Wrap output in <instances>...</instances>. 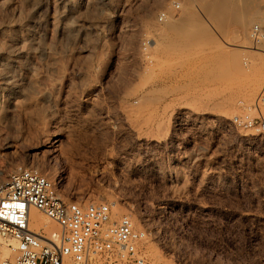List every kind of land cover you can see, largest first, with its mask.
<instances>
[{"label":"rangeland","instance_id":"obj_1","mask_svg":"<svg viewBox=\"0 0 264 264\" xmlns=\"http://www.w3.org/2000/svg\"><path fill=\"white\" fill-rule=\"evenodd\" d=\"M60 1L16 4L27 14L0 0V41L12 18L33 14L43 18L36 29L46 48L27 74L31 102L17 94L18 109H9L0 94V183L31 167L65 201L114 205L116 218L127 215L150 233L148 264H264V131L248 125L264 122V0L243 8L222 0L219 21L203 5L212 0H197L204 9L192 0H76L74 13ZM146 35L154 40L148 46ZM55 226L44 232L59 233Z\"/></svg>","mask_w":264,"mask_h":264},{"label":"built area","instance_id":"obj_2","mask_svg":"<svg viewBox=\"0 0 264 264\" xmlns=\"http://www.w3.org/2000/svg\"><path fill=\"white\" fill-rule=\"evenodd\" d=\"M253 36L259 41L257 27ZM248 125L264 131V122ZM32 208L54 221L59 233L35 227ZM113 210L107 202L65 201L45 175L17 167L0 183V264H148L150 233Z\"/></svg>","mask_w":264,"mask_h":264},{"label":"bare ground","instance_id":"obj_3","mask_svg":"<svg viewBox=\"0 0 264 264\" xmlns=\"http://www.w3.org/2000/svg\"><path fill=\"white\" fill-rule=\"evenodd\" d=\"M2 1H5L6 3L8 2V3H14L13 5V7H14V9L17 11V10H19V7L20 6H18V7H15L16 6V4H18V5H21V7L24 5V4H19V3H22V2H27L28 0H2ZM19 1V2H18ZM34 1V0H33ZM36 1V0H35ZM38 1V0H37ZM49 1V0H48ZM59 1V0H58ZM101 1V0H100ZM105 1V0H104ZM104 1H101V2H104ZM235 1V0H234ZM233 1V2H234ZM5 2H4V4H5ZM30 2V1H29ZM28 2V3H29ZM55 2H57V1H55ZM60 2H63L64 3V5L67 7V9L66 10H68V12L69 13H74V12H76V8H77V6H76V0H61ZM59 2V3H60ZM96 2H98V1H96ZM191 2V1H190ZM190 2H188V3H190ZM195 1H193L192 0V2L190 3L191 4V6H196L197 8H200V7H202V9H204V7H203V5L205 6V8L207 9V13H209V15H210V17H213V18H215L216 20H220L222 17H223V19H224V15L223 16H221V13L223 14V11L221 10L223 7H224V9L228 6V5H226L225 4V2L224 1H222V0H212V1H208V4H209V2H210V4L208 5V6H206L205 4H203L202 6H201V3L200 2H203V1H200V2H198L197 0H196V2L194 3ZM229 2V1H228ZM238 2V4L240 5V4H242V5H245L244 3L246 2V0H236V3ZM27 3V4H28ZM32 3V2H31ZM31 3H29V4H31ZM38 3V2H37ZM105 3V2H104ZM232 3V2H231ZM45 4V3H44ZM47 4V3H46ZM55 4V3H54ZM96 4V3H95ZM206 4H207V2H206ZM35 5H37V8H38V5L39 4H34V7H35ZM60 5V4H59ZM58 5V6H59ZM62 5V4H61ZM98 5H100V4H98ZM186 5V4H185ZM8 6V5H7ZM25 6H27L26 4H25ZM25 6H23L24 7V9H25ZM29 6H33V3H32V5H29ZM42 6V5H41ZM53 6V5H52ZM83 6V5H82ZM189 6V5H188ZM191 6H189V7H191ZM33 7V9H36V8H34ZM45 7H47V6H45ZM49 7V6H48ZM62 7V9H63V7L64 6H61ZM90 7H92V6H90ZM94 7V6H93ZM96 7V6H95ZM98 7V6H97ZM101 7V6H100ZM185 8H186V6H184ZM234 7H235V4H234ZM240 7H242L241 5H240ZM11 8H12V6H11ZM10 8V12L12 11V14L14 13L13 12V10ZM40 8V7H39ZM38 8V9H39ZM44 8V7H43ZM58 8V7H57ZM80 8V7H79ZM78 8V9H79ZM243 8V7H242ZM246 8L248 9V6L246 5ZM245 8V9H246ZM251 8V7H250ZM21 9V8H20ZM27 9H28V6H27ZM27 9L26 10H24V11H26V12H23L22 10H19V11H22V13H27L28 11H27ZM32 8H30V10H32V12L34 11ZM52 9H54V7L52 8ZM56 9V8H55ZM54 9V10H55ZM59 9V8H58ZM98 9V8H97ZM193 9H196L195 7L193 8ZM9 10V9H8ZM42 10V9H41ZM41 10H40V12L39 11H37L38 13H41ZM60 10V9H59ZM65 10V9H64ZM82 10V9H81ZM86 10V9H85ZM100 10V9H99ZM102 10V9H101ZM185 10V9H184ZM198 10V9H197ZM196 10V11H197ZM200 10V9H199ZM198 10V11H199ZM235 10V9H234ZM237 10V9H236ZM240 11H241V9H239ZM249 10V9H248ZM247 10V11H248ZM6 11V10H5ZM18 11V12H19ZM49 11H50V9H49ZM56 11H58L57 9H56ZM80 11V10H79ZM197 11V12H198ZM222 11V12H221ZM247 11H245V13H247ZM43 12V11H42ZM62 12H63V10H62ZM61 12V13H62ZM187 11H184L183 12V15H184V13H186ZM5 13V12H4ZM16 13V12H15ZM21 13V12H20ZM19 13V16L22 14H20ZM29 13V12H28ZM27 13V14H28ZM33 13H35V12H33ZM49 13V12H48ZM47 13V14H48ZM52 13H53V10H52ZM52 13L50 14L51 15V17H52ZM57 12H55L54 14H56ZM194 13V12H193ZM203 13V12H202ZM232 13H233V11H232ZM242 13H243V11H242ZM242 13H240V14H242ZM245 13H243V16H244V14ZM255 13H257V12H255ZM254 13V14H255ZM78 14V13H77ZM197 14L198 13H196L195 15L197 16ZM225 14V13H224ZM227 14V13H226ZM253 14V13H252ZM1 15V14H0ZM17 15H18V13H17ZM32 16H33V14H31ZM37 15V14H36ZM39 15V14H38ZM59 15V14H58ZM180 15V14H179ZM186 15V14H185ZM195 15H192V16H195ZM9 16V15H8ZM22 16V15H21ZM32 16L30 17V14H29V17H27V19H24V20H21V21H15L14 20V18H12L13 20H14V22H12L11 21V23H9L8 24V26H6V33H8L7 34V38L6 39H4L3 41H0V67L2 68V71L0 72V94L1 93H5V95H6V97H7V103H6V108H9V109H12V108H15V107H17V109H18V103L17 102H19V101H16V99L18 98L16 95L17 94H19L20 95V97H19V99L21 98V97H23L22 99H24V101L27 103V102H31V99H30V95H28L29 93L27 92V90L28 89H34L35 88V81L31 78V76H29L28 77V75L27 74H29V73H32V71L34 70V61H35V59L36 58H38V56H42V55H44L45 53H46V48L44 47V44H43V41H42V37H40V29L41 28H39V31H38V29H36V27H41V24H42V19L40 20H32L33 18H32ZM35 16V15H34ZM33 16V17H34ZM49 16V15H48ZM187 16H189V15H187ZM191 16V14H190V18L192 17ZM13 17H14V15H13ZM15 17H16V14H15ZM23 17V16H22ZM21 17V18H22ZM38 17V16H37ZM40 17V16H39ZM54 17V16H53ZM71 17L72 16H70V18H68V21L65 19V21L63 22V23H61L62 25L60 26V31L59 32H64L65 30H67L68 28H70V26H71V22H69V19H71ZM204 17V16H203ZM202 17V18H203ZM207 17V16H206ZM226 17V16H225ZM235 17V16H234ZM245 17V16H244ZM253 17V16H252ZM258 17V16H257ZM18 18V17H17ZM17 18H15V19H17ZM63 18H64V16H63ZM197 18H199V16H197ZM202 18H201V21H204V20H202ZM5 19V18H4ZM36 19V18H35ZM62 19V18H61ZM149 19H151V18H149ZM170 20H172L171 18H169ZM177 19V18H176ZM175 19V20H176ZM187 19V18H186ZM185 19V21H187ZM207 19V18H206ZM209 19V18H208ZM210 19H212V18H210ZM228 18L226 17V20H227ZM235 19V18H234ZM260 19V18H259ZM10 20V18L7 20V21H9ZM20 20V19H19ZM47 20H48V18H47ZM191 20H192V18H191ZM214 19H212V20H210V21H213ZM216 20H214V22L216 21ZM236 20V19H235ZM44 21V20H43ZM54 21H55V19H54ZM67 21V22H66ZM223 21L224 20H222L220 23H222V25H223ZM237 21H239V23H236V24H239V26H241V28H243L244 27V18L242 17V15L241 16H239V17H237ZM6 22V21H5ZM45 22V21H44ZM165 22H167V20L165 21ZM172 22V21H171ZM193 21H191L190 23H192ZM46 23V22H45ZM48 23V22H47ZM147 23V22H146ZM155 23V22H154ZM168 23V22H167ZM177 23V22H176ZM185 24H186V22H184ZM187 23H189V21L187 22ZM195 23V22H194ZM202 23V22H201ZM218 23V22H217ZM224 23H225V21H224ZM228 23H229V21H228ZM49 24V23H48ZM56 24V23H55ZM185 24H184V26H185ZM193 24V23H192ZM203 24V23H202ZM201 24V26H200V24L199 23H195V26H197V29H196V31H198V32H201V34H203V33H205V30L206 29H208V30H210L209 29V26H204L203 27V25ZM226 24L227 23H225V26H226ZM52 25V24H51ZM84 25V24H83ZM94 25H96V24H94ZM167 25V24H166ZM172 25V24H171ZM181 25V24H180ZM191 25V24H190ZM199 25V26H198ZM218 25V24H217ZM221 25V26H222ZM227 25H229V24H227ZM44 26V25H43ZM47 26V25H46ZM53 26V25H52ZM59 26V25H58ZM154 26L155 25H153L152 24V22L151 23H148L147 24V27L148 28H150V29H155L154 28ZM157 26H159V25H157ZM168 26V28H169V25H167ZM181 26H183V25H181ZM184 26H183V28H184ZM188 26V25H187ZM187 26H185V28H187ZM220 26V27H221ZM1 27V26H0ZM91 27H92V25H91ZM205 27H207V28H205ZM4 28V27H3ZM56 28V27H55ZM95 28V27H94ZM173 28H175V27H173ZM172 28V29H173ZM178 28H180V27H178ZM183 28H182V31H183ZM205 28V29H204ZM8 29V30H7ZM43 29H44V27H43ZM97 29V28H96ZM158 29V28H157ZM169 29H171V28H169ZM1 30V29H0ZM21 30V31H20ZM47 30H48V28H47ZM53 30V29H52ZM52 30L50 31V32H52ZM56 30H57V28H56ZM80 30V29H79ZM158 30H160V29H158ZM175 31H177V29L175 28L174 29ZM180 30V29H179ZM208 30H206L207 31V33H210L211 31H213V30H210V32H208ZM221 29L219 28V31H220ZM222 30H224V29H222ZM222 30H221V32H222ZM45 31V30H44ZM43 30H42V32H44ZM57 31V32H58ZM81 31L83 32V30L81 29ZM155 32L157 31V30H154ZM153 31V32H154ZM233 31V30H232ZM81 32V33H82ZM163 32V31H162ZM181 32V31H180ZM224 32H226V31H224ZM2 33V32H1ZM149 33V32H148ZM160 33H161V30H160ZM220 33V32H219ZM3 34V33H2ZM44 34H45V32H44ZM44 34H43V36H44ZM48 34V33H47ZM86 34V33H85ZM180 34H184V35H187V34H185V32H181ZM197 34H199V33H197ZM211 34H212V32H211ZM211 34H210V36H211ZM225 33H223V35H224ZM200 35V34H199ZM199 35H196V36H198L199 37ZM222 35V34H221ZM4 36V35H3ZM42 36V35H41ZM56 36V35H55ZM180 36V35H179ZM193 36H195V35H193ZM192 36V37H193ZM47 37H49L48 35H47ZM58 37V36H57ZM60 37V36H59ZM58 37V38H59ZM144 37V36H143ZM182 37V36H181ZM192 37L190 38V39H192ZM145 40H142V41H145V44L148 46V44H150V43H152L151 41H154L153 39L151 40L150 39V35H146L145 37ZM152 38V37H151ZM201 38H202V36H201ZM201 38H200V41H201ZM212 39H213V37H211ZM215 38V37H214ZM46 39V38H45ZM69 39V38H68ZM184 39V38H183ZM199 39V38H198ZM204 39V38H203ZM1 40V39H0ZM194 40V39H193ZM196 40V39H195ZM207 39H205V41H206ZM176 41V40H175ZM180 41V40H179ZM192 41V40H191ZM199 41V40H198ZM197 41V43H199ZM203 41V40H202ZM201 41V42H202ZM207 41H211V42H213V40H207ZM206 41V42H207ZM162 42V41H161ZM165 42V41H164ZM189 42V41H188ZM196 42V41H195ZM211 42H209V43H211ZM173 42H171V44H172ZM156 44V43H155ZM169 44V43H168ZM180 44V43H179ZM178 44V45H179ZM189 44V43H188ZM203 44H204V42H203ZM202 43L200 44L201 46L203 45ZM145 45V46H146ZM152 45H154V44H151V46ZM176 45V44H175ZM174 45V46H175ZM177 45V46H178ZM182 45H183V43H182ZM186 45V44H185ZM199 45V47L201 48V46ZM146 46V47H147ZM163 46V45H162ZM189 46H191L190 44H189ZM209 46H211V45H209ZM154 47V46H153ZM155 47H156V45H155ZM160 47H161V45H160ZM166 47H168V46H166ZM182 47V46H181ZM205 47H206V45H205ZM69 48V47H68ZM85 48H86V46H85ZM157 48V47H156ZM163 48V47H162ZM161 48V49H162ZM169 48V47H168ZM170 48H173V47H170ZM185 47H183V49H184ZM188 48V47H187ZM193 48H196V47H193ZM155 49V48H154ZM182 49V50H183ZM186 49V48H185ZM48 50V49H47ZM84 50V49H83ZM147 50V52H148V49H146ZM164 50V49H163ZM160 51V50H159ZM152 54V53H151ZM147 55V54H146ZM150 55V54H149ZM147 57V56H146ZM146 57H145V55H144V58L146 59ZM151 57V56H150ZM153 57V56H152ZM54 58H55V56H54ZM153 58H155V57H153ZM55 59H57V58H55ZM151 59V58H150ZM155 59H158V58H155ZM230 60V59H229ZM149 61H151V60H149ZM246 61V60H245ZM235 62V61H234ZM37 63V62H36ZM146 63V62H145ZM230 63V62H229ZM37 65V64H36ZM145 65H147V64H145ZM158 65V64H157ZM226 65V64H225ZM56 67H58L57 65H55ZM38 67V66H37ZM144 67V66H143ZM149 68H151V67H149ZM159 68V67H158ZM57 69V68H56ZM86 69V68H85ZM48 70V69H47ZM88 70V69H87ZM152 70H153V68H152ZM50 71H53V69H50ZM50 71H48V72H50ZM55 71V70H54ZM143 71H145V70H143ZM149 71V70H148ZM56 72H57V70H56ZM55 72V73H56ZM152 72V71H151ZM25 73V74H24ZM145 73V72H144ZM148 73V72H147ZM146 73V75L148 76V74L150 73H148L147 74ZM156 73V72H155ZM151 74H153V73H151ZM153 76V75H152ZM151 75L148 77V78H150V77H152ZM144 77H146L145 75H144ZM147 78V80L149 81V79ZM151 79V78H150ZM39 82H41V81H39ZM40 84V83H39ZM146 84V83H145ZM42 85V84H41ZM38 86V85H37ZM144 85H142V87H143ZM40 87V86H39ZM39 87H37V88H39ZM40 89L41 88H39V91H40ZM43 89V88H42ZM41 89V90H42ZM92 89V88H91ZM38 91V89L36 90L35 89V92H37V94H39L40 92ZM92 91H93V89H92ZM95 91V90H94ZM149 92V91H148ZM85 93V92H84ZM88 94V93H87ZM91 94V93H90ZM2 95V94H1ZM4 95V94H3ZM86 95V94H85ZM89 95V94H88ZM141 95V94H140ZM148 96V95H147ZM146 96V97H147ZM151 96V95H150ZM150 96L149 97H147L149 100H153L154 98H150ZM2 97V96H1ZM94 97V96H93ZM146 97L145 98H143V100L145 99L146 100ZM139 98H141L140 96L137 98V99H139ZM141 98V99H142ZM18 99V100H19ZM35 99H36V97H35ZM40 99V98H39ZM85 99V98H84ZM4 100V99H3ZM44 100V99H43ZM87 100L88 101H91V100H89L88 98H87ZM136 100V99H135ZM140 100V99H139ZM142 100V101H143ZM23 101V100H22ZM40 103H41V101L40 100H38ZM154 101V100H153ZM20 102H21V100H20ZM19 102V103H20ZM35 102H36V100H35ZM136 102V101H135ZM140 102V101H139ZM152 102V101H151ZM5 103V102H4ZM130 103V102H129ZM141 103H144V101L143 102H141ZM32 104L33 103H31V105H30V107L32 106ZM1 105V104H0ZM26 105V104H25ZM28 105V104H27ZM34 105L35 104H33V106L32 107H34ZM141 105V104H140ZM147 105V104H146ZM150 105V104H149ZM21 106V105H20ZM29 106V105H28ZM127 106V105H126ZM130 106H131V103H130ZM37 107H38V105H37ZM134 107V106H133ZM142 107V106H141ZM140 107V108H141ZM22 108V107H21ZM21 108H20V110H21ZM139 108V107H138ZM24 109V108H23ZM33 109V108H32ZM32 109H30V110H32ZM0 110H5L4 109V107H1L0 106ZM26 110V109H25ZM24 110V111H25ZM28 110V109H27ZM35 109H33V111H34ZM23 111V112H24ZM33 111H32V113H33ZM36 111V110H35ZM1 112V111H0ZM125 112V111H124ZM129 112V111H128ZM131 112V111H130ZM22 113V112H21ZM32 113H30L31 115H32ZM126 113H127V111H126ZM26 114V113H25ZM28 114V113H27ZM24 115V114H23ZM123 115V114H122ZM128 115H130V114H128ZM127 115V116H128ZM133 115H135L134 113H133ZM2 116V115H1ZM26 116V115H25ZM139 116V115H138ZM4 117V116H3ZM135 117V116H134ZM28 118V117H27ZM34 118V117H33ZM38 118H40V116L38 117ZM122 118H124V117H122ZM127 118V117H126ZM137 118V117H136ZM135 118V119H136ZM134 119V118H133ZM32 120V119H31ZM131 119H129L127 122H125V126H127V128L129 129V131L132 133V134H137V132H138V129L133 125V124H131V122H129ZM125 121V120H124ZM133 121V120H132ZM135 121V120H134ZM133 121V122H134ZM39 122V121H38ZM35 124H36V122H34ZM146 123V122H145ZM37 124H40V123H37ZM33 125V124H32ZM135 125H138V123L136 124L135 123ZM141 127V126H140ZM143 127H145V126H143ZM143 129V128H142ZM129 132V133H130ZM128 133V134H129ZM135 135H133V137L135 136ZM139 135H140V133H139ZM135 138V137H134ZM139 138V137H138ZM12 146L13 145H11V144H9V143H7V144H5V149H10V148H12ZM3 178V177H2ZM30 215H31V217H30V219H31V222H32V224L33 225H35V227L37 226V227H40V228H46V227H49V228H51V230H58V227H56L55 226V222L54 221H51V220H49V219H47V218H45L44 216V218H40V215H42V214H40V212H38L37 210H35V209H30ZM58 232V231H57Z\"/></svg>","mask_w":264,"mask_h":264}]
</instances>
